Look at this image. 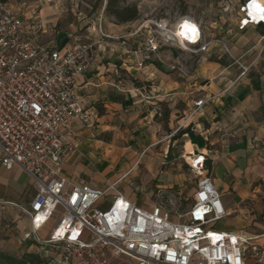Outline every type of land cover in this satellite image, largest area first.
I'll return each mask as SVG.
<instances>
[{
    "label": "crops",
    "instance_id": "crops-1",
    "mask_svg": "<svg viewBox=\"0 0 264 264\" xmlns=\"http://www.w3.org/2000/svg\"><path fill=\"white\" fill-rule=\"evenodd\" d=\"M16 1L9 4L15 13L28 24H40V44L62 52L92 47L90 70L77 78L74 92L89 118L76 119L69 132L78 148L63 165L64 177L100 189L119 181L126 198L151 207L157 202L138 199L131 180L149 177L153 184H141L157 194L180 189L179 176L169 167L172 160L204 155L225 209L239 224L220 229L247 236L264 233V26L238 30L239 6L246 0L232 4L233 20L226 30L220 27L218 36L201 27L202 42L195 50L209 45L196 54L177 45L152 50L147 43L151 31H143L139 14L132 21H108L104 12L78 11L84 4L80 0H25L26 7ZM216 40L225 43L230 55ZM179 144H184L182 155L176 152ZM36 194L27 173L18 167L6 170L0 162V201L9 203L3 217L12 226L0 232L1 252L33 253L31 241L25 240L30 219L16 206L28 208ZM55 225L51 221L40 236L46 238Z\"/></svg>",
    "mask_w": 264,
    "mask_h": 264
},
{
    "label": "built area",
    "instance_id": "built-area-1",
    "mask_svg": "<svg viewBox=\"0 0 264 264\" xmlns=\"http://www.w3.org/2000/svg\"><path fill=\"white\" fill-rule=\"evenodd\" d=\"M9 4L0 3V162L6 170L22 169L37 187L28 208L15 205L30 219L25 240L31 241L33 253L52 264H264V233L247 236L217 227L231 213L212 182L204 155L191 163L183 157L199 181L190 207L182 213L175 209L180 194L172 199L159 192L160 201L147 207L126 198L119 181L100 189L62 175L64 163L78 148L69 135L73 123L89 118L74 92L77 78L90 70L92 47L62 52L40 44V24H28ZM238 13L239 31L264 26V0H246ZM187 19L196 23L198 32L181 39L178 23ZM148 23L157 27L147 41L152 50L177 45L196 54L209 45L195 50L203 33L189 16L174 25L167 20ZM216 43L230 55L224 42ZM184 72L190 75L192 70ZM8 205L0 201L2 233L12 228L3 217ZM51 221L56 225L42 238L40 232Z\"/></svg>",
    "mask_w": 264,
    "mask_h": 264
},
{
    "label": "rangeland",
    "instance_id": "rangeland-1",
    "mask_svg": "<svg viewBox=\"0 0 264 264\" xmlns=\"http://www.w3.org/2000/svg\"><path fill=\"white\" fill-rule=\"evenodd\" d=\"M23 1L25 0H17L15 4L21 5ZM239 1L243 2L244 0H125L124 2L119 3L114 10H136L137 14L140 15V23L145 25V27H143V31L146 33V35L148 34V31L157 28L154 26V24L148 22L159 24L161 20H167L172 25H174L180 18L189 16L193 18L198 24L202 23L201 27L202 29H204L207 35L218 36L220 34V27L226 30L230 22L233 20L232 4ZM83 3L84 4L79 3L78 11H84L91 14L95 12H104V18H107L108 21L112 17L117 18L115 17L113 12L105 11L104 0H83ZM67 6L68 10H71L73 4L69 2ZM128 14L129 13H124L123 16H127ZM137 25L138 24L136 22V26ZM54 37L55 35L53 34L49 35V37H46L44 39L43 44L45 42H50ZM183 145L184 144L178 145L179 148H177L176 150V152H178V155H182ZM172 163L174 165H169V167L174 170L173 172L175 175L179 176L180 189L175 188L170 192L165 193L167 194V196L171 195V198L174 199V197H177L178 192H181L180 194L182 200L177 202L175 209L178 212L182 213L190 207L192 201V192L196 187L199 178L191 172L182 156L180 158H177L176 161L172 160ZM140 168L142 170V166ZM141 173L142 171L140 172V174ZM131 181V183L136 188H130L135 193L138 199H142V197L147 196L150 197V201L152 204L160 201L155 189H146V187L141 184L149 183V177L144 176V178L142 177V180L139 179L138 181ZM160 181L165 182L166 178L161 177ZM151 184L153 183L150 182L149 185ZM250 204V202L247 203V207H249ZM102 207H105V205ZM260 207L264 209V205L261 206L260 204ZM253 213L257 215L260 212L257 211V208H253ZM234 215L235 214H232L231 217L225 218L220 221L217 224V227L227 230L238 228L239 224L237 223ZM247 229L249 231L255 228L248 227ZM39 257L42 261V263L40 264H52L49 259L43 258L42 256ZM122 264L131 263L124 262Z\"/></svg>",
    "mask_w": 264,
    "mask_h": 264
},
{
    "label": "trees",
    "instance_id": "trees-1",
    "mask_svg": "<svg viewBox=\"0 0 264 264\" xmlns=\"http://www.w3.org/2000/svg\"><path fill=\"white\" fill-rule=\"evenodd\" d=\"M12 0H0V3L6 4L11 2ZM125 0H107L105 4V11L113 12L115 17H117L120 21H132L137 17L136 10L122 9V10H114L117 5ZM124 13H129L127 16H123ZM206 168L210 170V162L206 159ZM42 263L39 256L34 253H26L21 257L4 253L0 251V264H40Z\"/></svg>",
    "mask_w": 264,
    "mask_h": 264
},
{
    "label": "bare ground",
    "instance_id": "bare-ground-1",
    "mask_svg": "<svg viewBox=\"0 0 264 264\" xmlns=\"http://www.w3.org/2000/svg\"><path fill=\"white\" fill-rule=\"evenodd\" d=\"M182 25L181 28L178 29V36L182 39V36H185L187 38H191L193 35H196L198 32V26L194 21L191 20H182L178 23V25ZM185 157V156H184ZM188 162L194 161V159L191 160V158L185 157Z\"/></svg>",
    "mask_w": 264,
    "mask_h": 264
}]
</instances>
